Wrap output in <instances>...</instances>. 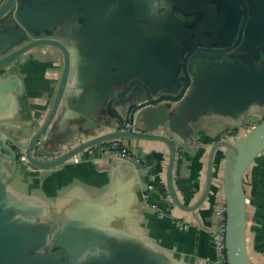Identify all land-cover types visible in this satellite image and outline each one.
<instances>
[{"label": "crops", "instance_id": "crops-1", "mask_svg": "<svg viewBox=\"0 0 264 264\" xmlns=\"http://www.w3.org/2000/svg\"><path fill=\"white\" fill-rule=\"evenodd\" d=\"M221 10L215 0H24L21 18L33 31L62 40L73 54L67 90L38 146H62L66 154L114 132L134 99L144 96L139 86L128 92L134 80L148 87L166 86L170 96H176L180 89L172 80L180 72L166 79L173 59L177 56L179 64L186 43L198 44L210 35ZM52 12L56 14L47 15ZM0 30L5 32V37L0 35L1 50L15 32L6 19ZM29 41L27 35L19 45ZM61 72L62 57L52 47L34 48L1 71L0 250L15 264H23L27 248L63 249L73 261L95 250L109 259L95 264H208L205 259L215 255L207 228L214 205L224 199L225 148L214 154L205 201L192 212L172 202V218L193 224L187 231L138 198L148 180L153 203L164 205L159 187L167 189L170 150L163 142L124 140L127 160L88 158L80 152L54 169L31 170L18 160L13 165L2 143L26 150L49 114ZM218 77L212 68L197 73L168 121L157 129L176 146L173 187L185 207L195 205L203 194L208 156L219 132L234 129L227 140L232 143L248 131L243 122L253 128L264 121V106L252 104L239 112L243 89ZM148 115L140 119L141 130L154 124ZM243 187L247 252L253 264H264V151L247 170ZM37 264L64 262L45 257Z\"/></svg>", "mask_w": 264, "mask_h": 264}, {"label": "water", "instance_id": "water-1", "mask_svg": "<svg viewBox=\"0 0 264 264\" xmlns=\"http://www.w3.org/2000/svg\"><path fill=\"white\" fill-rule=\"evenodd\" d=\"M221 11L218 16L216 28L204 41L196 44L186 43L182 49L179 64L177 56L170 65V71L166 79L174 77L178 72L180 76L174 78L172 83L180 91L176 96H170L166 86H146L138 80H134L129 91L139 86L144 90V96L134 99L132 108L127 112L119 124L115 125V131L98 136L70 150L58 159L41 162L32 157L31 151L38 141L45 135L51 126L63 96L68 87L69 77L72 71L73 54L68 45L54 36H47L40 32L33 31L30 23L21 18L24 0H0V25L7 20V26L13 28L15 37L9 43L4 44L0 50V74L3 67L12 61L20 58L23 54L38 47H52L62 57V72L59 85L50 108L49 114L44 123L38 127L32 138L29 140L25 156L30 164L31 170H48L59 168L66 161L84 149L100 142L119 140H153L165 143L170 150L169 166L167 170V191L173 204L182 211L192 212L196 210L206 199L212 184L213 158L216 150L225 148L227 153L222 168L221 191L226 205V233L225 245L228 264H253L247 252L246 240V198L243 187L244 176L254 159L264 151V121L260 122L235 142L218 140L210 150L206 173L205 188L202 196L191 207H185L177 197L173 187V168L176 159L177 149L175 144L162 135H159V127L168 121L169 113L173 112L174 104L184 97L188 86L197 78V73L207 68L214 69L218 73V81L229 79L228 84L234 86L237 82L243 89L245 98L242 105L237 107L238 111L245 113L252 104L264 106V0H215ZM216 5V3H215ZM56 13H47L55 15ZM11 17V19H8ZM6 29V27H1ZM4 30L0 35L5 37ZM29 35L31 41L19 45ZM195 75L192 77L193 72ZM167 83V82H166ZM183 84V85H182ZM227 84V85H228ZM167 85V84H164ZM236 87V86H235ZM139 96V94H138ZM149 114L154 121L145 130H141L140 119ZM12 155L13 165H17L15 150L5 141L2 143ZM43 148L46 151L54 152L61 149ZM150 184L145 190H140L138 198L145 205V197L150 194ZM150 204L152 202L150 201ZM148 206V205H147ZM149 207V206H148ZM1 228V225H0ZM40 249L27 248L22 253L23 264H37L38 260L45 257H55L63 260L64 264H95L99 259L109 263L107 256L102 252L87 250L78 261L69 259L63 249L57 251H43ZM57 256V257H56ZM87 261V263H84ZM0 264H15L7 257V253L0 250ZM21 264V263H20Z\"/></svg>", "mask_w": 264, "mask_h": 264}, {"label": "built area", "instance_id": "built-area-1", "mask_svg": "<svg viewBox=\"0 0 264 264\" xmlns=\"http://www.w3.org/2000/svg\"><path fill=\"white\" fill-rule=\"evenodd\" d=\"M245 129L250 130L251 126H244ZM235 130L232 128H228L217 135V139L220 141H227L228 137L233 135ZM84 156L92 157L94 155L98 156H109L114 158H119L122 160H127L130 158V152L125 145L124 140L119 139H111L100 142L93 146H90L83 151ZM15 153L17 155V160L23 166L30 168V164L28 163L25 156V148L22 145L15 146ZM65 153L63 148L58 149L54 152H49L44 150L42 147L38 146V143L33 147L31 154L32 157L41 162L52 161L58 159ZM135 163L139 162V159H134ZM152 190V188H150ZM163 198L165 209L159 208V206L154 203L150 204V197L147 195L145 197V201L149 207L154 210L159 217H169L170 210L172 207V200L169 197L168 192H165ZM172 218V216H171ZM175 226L181 231L189 230L193 224L185 221L177 220L176 218H172ZM207 232L211 238L212 247L214 250V258L209 259L206 258L205 262L208 264H228L227 255H226V245H225V233H226V205L224 199L221 202H218L213 207V215L211 225L208 226Z\"/></svg>", "mask_w": 264, "mask_h": 264}, {"label": "trees", "instance_id": "trees-1", "mask_svg": "<svg viewBox=\"0 0 264 264\" xmlns=\"http://www.w3.org/2000/svg\"><path fill=\"white\" fill-rule=\"evenodd\" d=\"M166 191H167V189H165V187H164L163 185H161V186L159 187V193H160V195H161L162 197H164ZM149 197H150V201L153 203V200H152V196H151V194H149ZM159 204H161V202H160V203H159V202L155 203V205H159ZM163 204H164V201H163ZM161 205H162V204H161ZM161 205H159V206H161ZM162 209H165V205H163Z\"/></svg>", "mask_w": 264, "mask_h": 264}, {"label": "rangeland", "instance_id": "rangeland-1", "mask_svg": "<svg viewBox=\"0 0 264 264\" xmlns=\"http://www.w3.org/2000/svg\"><path fill=\"white\" fill-rule=\"evenodd\" d=\"M244 126H250L249 122H243L242 127L244 128ZM219 133H221V132H219Z\"/></svg>", "mask_w": 264, "mask_h": 264}]
</instances>
